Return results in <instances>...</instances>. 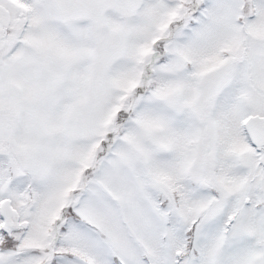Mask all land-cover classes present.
<instances>
[{
  "label": "snow or ice",
  "instance_id": "6c2138e0",
  "mask_svg": "<svg viewBox=\"0 0 264 264\" xmlns=\"http://www.w3.org/2000/svg\"><path fill=\"white\" fill-rule=\"evenodd\" d=\"M0 264H264V0H0Z\"/></svg>",
  "mask_w": 264,
  "mask_h": 264
}]
</instances>
